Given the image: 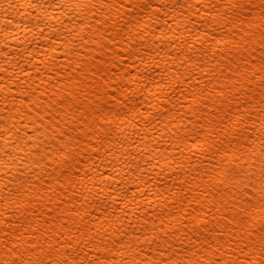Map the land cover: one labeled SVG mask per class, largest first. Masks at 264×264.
Wrapping results in <instances>:
<instances>
[{
  "label": "snow or ice",
  "instance_id": "6c2138e0",
  "mask_svg": "<svg viewBox=\"0 0 264 264\" xmlns=\"http://www.w3.org/2000/svg\"><path fill=\"white\" fill-rule=\"evenodd\" d=\"M25 6L0 20V142L21 156L0 152L23 169L0 159V264H264V0ZM152 174L145 207L129 185Z\"/></svg>",
  "mask_w": 264,
  "mask_h": 264
},
{
  "label": "bare ground",
  "instance_id": "6f19581e",
  "mask_svg": "<svg viewBox=\"0 0 264 264\" xmlns=\"http://www.w3.org/2000/svg\"><path fill=\"white\" fill-rule=\"evenodd\" d=\"M12 3L16 5L15 8H11V7H8L7 8V12L5 13L3 9H0V20H2L3 16L4 15H9L13 21H14V26H15V23L16 22H23V23H27L28 21L27 20H22L23 17H28L32 14V12L27 9V7H21V5H26L27 3V0H12ZM49 15H59L58 12H54L52 11L51 9H49V12H48ZM179 14V10H178V13ZM157 35H159V33H157ZM15 37V38H13ZM20 39H22V33L20 32H13L11 35H10V38H9V52L11 54H14V55H11L10 56V59H13L15 60L18 56V53H17V48L19 46V41ZM0 43H2V39H0ZM26 47V45H25ZM19 52H23V48H19ZM61 53L58 52L57 55H60ZM25 59H27V57H25ZM166 59V58H165ZM61 63H63V61H60ZM167 67H170V65H167V64H164L163 62H161V68H167ZM151 104H156L157 101L155 100H151L150 101ZM149 105L148 103H145V105L143 107H140L138 109L139 112L141 113H144L145 115H148L147 112H145V108H147ZM153 111H155V109H153ZM79 115V114H77ZM91 119L89 120V123H91ZM18 123V122H17ZM65 129L68 130V131H71V128H69L67 125H64ZM72 127H77V125H72ZM141 127L144 128L145 126L143 125V122L141 121ZM29 131H31V127L29 128ZM147 131L149 133H151V129H147ZM25 133L24 132H21V135H24ZM73 136L77 135L78 133L77 132H72L71 133ZM13 139H15L13 137ZM129 144H132L131 141H129ZM0 147H6L7 150L9 152H12L13 155L16 157L17 160L20 159V156H21V153L19 152V149H14L13 146H12V142L10 141L8 145H3L2 142H0ZM131 150H135V147L133 146ZM0 159H4L5 162L8 164V169L9 171L12 173V176L10 177V179H13V182H14V185L18 186V184L21 182V176L19 175V173H21L23 171L22 167L19 165V164H13L11 161L7 160L6 157H4L3 155V152H0ZM30 164L34 163V160L32 161H29ZM47 163V162H45ZM162 163V161H161ZM133 167H135V165H133ZM4 169L2 167H0V172H3ZM35 171V169H32L30 168L29 171H28V175H31L32 172ZM49 171H51V168H49ZM133 175H135V173H133ZM164 180L165 182L170 186L173 181L171 180H168L167 176L164 177ZM156 184V178L154 176V174H152V178L151 180L149 179V176H144V178L142 180L139 181V185L137 186L136 184H130L129 185V192H130V195H131V191L132 189H136L138 187V192H137V202L140 203L141 205L145 206L144 205V200L141 199L140 197V193H143L145 191L148 192V197L147 199L151 200L152 199V195H153V192L151 191V189L153 188V186ZM58 191V189H57ZM160 191H163V189H160ZM121 208H123V205H121ZM91 211V209H90ZM117 212L122 215L123 213L120 212V209H117ZM48 219H51V217H49ZM131 219V217H130ZM57 227H59V223H57Z\"/></svg>",
  "mask_w": 264,
  "mask_h": 264
}]
</instances>
